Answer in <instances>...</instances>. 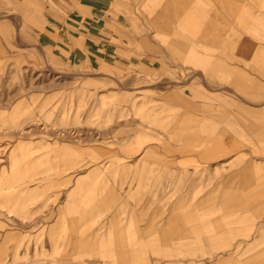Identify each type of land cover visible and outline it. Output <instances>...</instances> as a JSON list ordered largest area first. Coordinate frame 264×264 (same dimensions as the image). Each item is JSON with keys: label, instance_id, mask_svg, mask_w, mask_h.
Masks as SVG:
<instances>
[{"label": "rangeland", "instance_id": "1", "mask_svg": "<svg viewBox=\"0 0 264 264\" xmlns=\"http://www.w3.org/2000/svg\"><path fill=\"white\" fill-rule=\"evenodd\" d=\"M67 1L0 0V264H79L76 261L86 253H69L74 240L68 237L97 227L92 225L94 216L83 215L91 207L94 212L106 209L98 217L104 230L111 227L124 235L129 234L128 229L140 235L150 227L155 233L172 210L206 212L207 220L217 222L210 228L212 233L217 230L214 235L220 239L202 241L198 251L231 243L235 254L220 250L201 264H215L218 257L220 264H244L251 238L264 231V210L255 217L244 206L239 209L219 199L202 207L194 205L208 190L220 189L226 181L238 186L241 178L229 175L251 162V167L264 171L262 142L236 126L234 130L231 116L245 122L242 110H260L264 105L232 84L213 81L195 67L190 58L198 57L203 49L192 38L189 42L195 51L181 61L141 47V39L154 42L153 25L148 22L151 11L167 2ZM204 1L198 0V7L208 9L217 4ZM243 1L248 4L240 5L245 23L243 16L229 17L226 27L235 36L251 40L242 30L244 25L253 26L259 34L254 37L256 42L264 44V0ZM76 2L80 4L77 7ZM117 4L119 8H111ZM21 6L29 10L30 19L22 16ZM125 6L138 16V28L125 23ZM180 34L188 36L186 31ZM223 52L225 63L234 65V74L241 75L247 85L264 88V62L248 60L247 48ZM159 57L164 67L151 63ZM189 88L207 100H192L195 110L191 115L197 125L180 132L194 135L173 142L163 127L178 123L172 119L174 108L160 98L174 91L183 92L190 100ZM203 126L210 136L222 134L217 139L220 148L245 143L244 148L250 151L207 158L203 150L214 147L204 141ZM71 134L79 139L73 141ZM197 140L204 144L194 146ZM146 152L150 153L145 163ZM229 156L231 164L225 162ZM124 164L129 167H122ZM92 170L97 172L90 182L99 183L108 192L87 202L89 207L84 210L66 207L83 202L76 196L68 199L64 192ZM262 181L264 184V178ZM233 211L235 222L230 223ZM244 230L252 237L248 239ZM136 239L131 243H147L141 237ZM179 242L162 238L165 246L161 252L171 253V262L198 264L197 255L187 256L189 252L180 248ZM123 249L129 248L100 250L102 257L80 264L165 263L162 256L147 250L122 256ZM178 253L182 254L176 257Z\"/></svg>", "mask_w": 264, "mask_h": 264}, {"label": "crops", "instance_id": "2", "mask_svg": "<svg viewBox=\"0 0 264 264\" xmlns=\"http://www.w3.org/2000/svg\"><path fill=\"white\" fill-rule=\"evenodd\" d=\"M69 1L71 0H68L67 2ZM158 1L167 3L155 6L154 8L158 9H153L151 11V18L148 17V22L153 25V32L155 35L153 36L154 42L149 41L148 39H141L139 42L142 48L148 52L157 53L158 55L166 53L170 55L173 60L181 61L187 53L195 51L194 47L190 45L189 42L192 38L193 41L200 43L203 49L198 57L194 55V58H190L195 67L200 68L202 72H204L207 76L209 75L213 81L216 82L218 80L222 84H232L231 86L234 88L236 87L237 90L242 91L244 94L247 93L253 100H260L261 103L259 105H264V88H260L258 85H247L241 75L238 73L234 74L232 68L234 65L225 63L223 58L225 55L223 52L224 50L247 48L248 53L246 54V57H249L248 60H251L254 64L264 62V44H258V42H256L258 38L254 37L259 34L254 30L253 26L244 25V30H242V32L252 36L250 38L253 40H250L249 38L245 39L241 35L235 36L234 31L229 27H226V25H229V17L234 18L237 16H243V23H245L246 14L241 11L240 5L242 4V6H247L248 4L246 2L243 0H214L217 2L216 5H213L211 8L204 9L198 7V0ZM252 1L254 3L257 2V0ZM204 2H207V0ZM67 5L70 6L69 4ZM79 5L80 4L77 2L74 3L75 7ZM25 7L26 6L19 7L20 12L23 17L30 19L29 10ZM111 8H119V4L116 6L111 5ZM123 8L122 17L125 23L130 27L135 26V28H138L137 24L140 21L138 16L131 13V7L125 6ZM137 8L140 7L137 6ZM139 11L141 12L142 10L139 9ZM181 31H186L189 38H187L188 36H181ZM119 32L121 31L119 30ZM113 45L114 47H118L116 44ZM103 51L106 52V49H103ZM95 52L97 53L98 51L96 50ZM154 62L158 63L161 67L165 66L164 61L160 57L151 63L153 64ZM213 86H215V84ZM198 92L189 88V94L192 96V99L190 98V100L183 96V92L178 93L174 91L167 92L160 98V100L165 104L171 105L174 108V115L172 119L173 121L175 119L178 122L167 128L163 127V130L166 131L167 136L171 141H182L183 138L185 139L190 135H194L180 132H183V129L188 126L193 129L197 125V120L191 115L195 110L192 100L198 97H200V99L207 100ZM203 111L208 112L209 110L208 108H204ZM241 113L246 115L247 121H241L239 118L235 121V116L231 115L233 117L234 130L236 126L237 129L246 131L252 139L262 142L264 146V107L260 110H242ZM200 131L203 132L202 136L205 137L204 141L210 142V144L214 147L203 150L202 155L207 158L226 156L238 150H242V152L245 153L250 151L249 149L244 148L245 143H235L230 145L227 149L220 148V142L217 139L220 138L222 135L221 133L216 136H210L208 135L209 132L205 126L200 128ZM178 132L182 135L179 136ZM71 135L72 137L70 139L73 141L76 142L79 139L75 135ZM212 137H215V139ZM197 141V144L195 143L196 145H194L196 147L204 144L199 143L202 140ZM262 151L264 153V149ZM149 153L150 152L145 153V157L143 158L145 163L149 161ZM143 154L144 152L139 155ZM226 158L228 159L225 162L227 164H231L233 161L232 157L229 156ZM159 163L161 164V162ZM252 163L254 162H251V164ZM251 164L249 166L246 165L242 171L229 175L231 178H241V180L238 181L239 187H235V181H226L222 188L208 190L205 194V198H207L197 200L194 208L204 206V204L209 200L214 201L219 199L220 202H226L230 204V206H236V208L239 209L244 206V209L252 211V216H261L264 210V184L262 181V178H264V171L251 167ZM124 165L125 166L122 167H129L126 166V164ZM95 172H97V170L89 171L84 178L75 179L72 189L65 190L64 194L67 195L66 197L68 199L76 196L83 201L77 205L71 204L66 207L70 209L81 208V210H84L89 207L87 202L90 203L91 201L92 203L97 195L108 192V190H106V188L101 186L99 183L90 182V177ZM68 183H72V181L69 179ZM94 208L95 207H91V210H88V212H85L84 210L83 215L94 216V219L91 220L92 225H96L97 227L92 230L82 231V233H80L82 235L78 236L76 234L73 238L72 236L70 238L68 237V239L74 240L73 246L68 249L69 253L75 251L86 253V255L81 256L76 261L79 264L85 260L91 261L97 259L98 257H102L104 252L102 253L100 250H107L114 247L129 248L120 251V255L122 256H133L139 250L140 253L147 250L153 255L162 256L165 259L164 264H180L179 261L171 262L170 259L173 256L171 253L161 252L163 250L161 247L165 246L162 243V238H166L172 242L180 241L177 244L180 248H184L189 252V254L185 253L187 256L191 257L197 255V259L199 261L198 264L203 263L204 259H211L213 256H217L220 250L227 251L230 256L235 254V244L231 243L228 245L222 244V246L219 245L214 247H212V245L210 246V249L208 248L207 250L198 251L201 247L202 241H206L208 243L214 241V239H220V235L218 237L214 235V233H217V230L212 233V229L210 228L212 224L217 222L207 220L206 212H197L193 214L190 210H188V208L179 210L178 212L172 210L167 216L163 228H157L155 233L150 232L152 229V227H150L145 229V231L140 235L136 232L129 231V229L126 231L129 234L124 235L119 229L114 230L109 227L104 230V224L99 223L98 217L104 215L106 213V209L99 208L94 212ZM231 215L233 218L230 223H233L235 222V211H233L230 216ZM193 216L195 217L193 218ZM111 225L114 228V224ZM230 232H235V230H231ZM243 232L244 235H246L248 230H244ZM191 236H194V239H191ZM246 236L248 239L252 237L249 234ZM138 237H141L143 242L147 243L132 244L131 242ZM63 238L66 239L65 236ZM251 240L252 244L248 245L244 252L248 254L244 260V264H264V231H258L257 236L252 237ZM240 247L241 245L239 244L237 249ZM167 248H169V246H167ZM164 251H169V249H165ZM180 254L178 253L176 257L181 256ZM68 261H65V263H68ZM216 261L215 264L221 263L219 257ZM190 264L195 263L190 262Z\"/></svg>", "mask_w": 264, "mask_h": 264}, {"label": "bare ground", "instance_id": "3", "mask_svg": "<svg viewBox=\"0 0 264 264\" xmlns=\"http://www.w3.org/2000/svg\"><path fill=\"white\" fill-rule=\"evenodd\" d=\"M182 46V45H181Z\"/></svg>", "mask_w": 264, "mask_h": 264}]
</instances>
